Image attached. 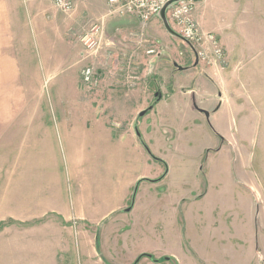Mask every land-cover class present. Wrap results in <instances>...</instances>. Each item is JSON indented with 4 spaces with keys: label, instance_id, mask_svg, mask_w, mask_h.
<instances>
[{
    "label": "rangeland",
    "instance_id": "obj_1",
    "mask_svg": "<svg viewBox=\"0 0 264 264\" xmlns=\"http://www.w3.org/2000/svg\"><path fill=\"white\" fill-rule=\"evenodd\" d=\"M20 1L50 11L49 0ZM195 1V22L219 38L223 65L195 66L189 46L160 19L144 25L133 18L144 38L131 40L125 19L111 21L108 35L105 29L94 35L98 23L90 14L70 23L75 11L53 10L59 56L68 45L72 57L66 71H53L57 84L46 85L44 96L45 109L67 116L59 117L66 122L57 144L75 208L68 264H134L142 254L160 264H264V0ZM27 34L33 44L34 32ZM11 44L0 15V61L14 60ZM87 67L99 78L96 87L82 82ZM200 78L227 97L209 119L181 106H192L187 89L200 90ZM158 92L165 106L140 118ZM136 126L157 160L142 150ZM6 172L3 161L0 173ZM165 173L163 183L151 182ZM142 179L148 180L133 199ZM81 216L84 237L76 229Z\"/></svg>",
    "mask_w": 264,
    "mask_h": 264
},
{
    "label": "crops",
    "instance_id": "obj_2",
    "mask_svg": "<svg viewBox=\"0 0 264 264\" xmlns=\"http://www.w3.org/2000/svg\"><path fill=\"white\" fill-rule=\"evenodd\" d=\"M49 4L50 11H47L43 5L0 0V15L7 21L14 59L0 61V164L5 161L8 166V172L0 173V264H68L72 261L68 256L74 249L75 208L67 195L57 144V129H62L66 121H59V113L44 108L45 86L53 82L57 84L58 80L59 74L52 76L53 71H66L72 57L68 45L59 56V21L57 14L53 15L52 0ZM74 11L70 23L83 21L82 18L90 14L94 21L103 24L108 35L111 21L120 24L125 19L123 22H127L125 28L131 30V40L144 38V34L135 31L132 24L135 19L118 15L108 6L107 0L100 3L97 0H77ZM153 21L155 23L157 19ZM29 30L34 32L33 44L28 41ZM50 31H54V35ZM30 44L34 50L28 49ZM202 80L200 78V82ZM203 82L199 85L200 90L187 89L193 99L192 106L186 103L181 106L209 119L226 107L227 97L222 93L215 94L209 81ZM31 97L35 98L33 102ZM163 98L162 94L161 100L153 104V110L165 106ZM35 100L40 103L32 108ZM197 108L208 112L209 118ZM64 117L67 116L60 118ZM135 138L139 140L137 134ZM162 163L163 166L166 164L165 161ZM165 177L166 173L160 180L151 182L163 183ZM84 220V216L79 217L76 228L82 237L88 233ZM153 260V263L160 264V260Z\"/></svg>",
    "mask_w": 264,
    "mask_h": 264
},
{
    "label": "built area",
    "instance_id": "obj_3",
    "mask_svg": "<svg viewBox=\"0 0 264 264\" xmlns=\"http://www.w3.org/2000/svg\"><path fill=\"white\" fill-rule=\"evenodd\" d=\"M77 0H52L58 12L69 14L75 10ZM170 0H107V4L121 17H133L144 23L160 19L161 12ZM195 0H182L167 10V19L171 28L180 35L182 41L189 43L195 50L200 63L223 65L225 53L219 38L213 33H204L195 22ZM103 24H96L92 32L99 35ZM188 45V44H187ZM189 46V45H188ZM190 48V47H189ZM191 49V48H190ZM195 56L193 50L191 49ZM82 82L96 87L100 81L90 67L82 71Z\"/></svg>",
    "mask_w": 264,
    "mask_h": 264
},
{
    "label": "water",
    "instance_id": "obj_4",
    "mask_svg": "<svg viewBox=\"0 0 264 264\" xmlns=\"http://www.w3.org/2000/svg\"><path fill=\"white\" fill-rule=\"evenodd\" d=\"M179 1H182V0H170V1L165 5V7L163 8V10H162V12H161V15H160V18H161V20H162V23H163L164 28L166 29V31H167L171 36H174V37H176V38L182 40V38L180 37V35H179L178 33H176V32L171 28V26H170V24H169V22H168V19H167V10H168V8H169L170 6H172L173 4L179 2ZM187 44L189 45V47L193 50V52H194V54H195V66L199 65V60H198V58H197V54L195 53L194 48L192 47L191 44H189V43H187ZM176 67H177L179 70H184L183 67L178 66L177 64H176ZM155 97L157 98V100H161V98H162V94H161V92L156 93ZM153 107H154V106H150L147 110L142 111V112L139 114V117H140V118L145 117V116L148 114V112H150V111L153 110ZM197 109H198V108H197ZM198 110H199L200 112H202L206 117L209 118V115H210V114H209L208 112L203 111V110H200V109H198ZM135 131H136V134H137L138 138H139V139L141 140V142L145 145V143H144V141H143V139H142V135H141V133L139 132V129H138L137 126L135 127ZM145 149H146V151L148 152V154H149L153 159L157 160V159L153 156V154L151 153V151L149 150V148L147 147V145H145ZM146 180H148V179H142V180H140V181L138 182L137 187H136V192L134 193V197H133V199L135 198V196H136V194H137V191H138L139 186L141 185V183L144 182V181H146ZM133 206H134V203H132V205H131L128 209H126L125 212H126V213H130V212L132 211V209H133ZM144 258H148V259L153 260V258H152L151 255H149V254H142V255L137 259V261H136L134 264H139V262H140L142 259H144ZM153 261H155V260H153ZM155 262H158V261H155Z\"/></svg>",
    "mask_w": 264,
    "mask_h": 264
},
{
    "label": "flooded vegetation",
    "instance_id": "obj_5",
    "mask_svg": "<svg viewBox=\"0 0 264 264\" xmlns=\"http://www.w3.org/2000/svg\"><path fill=\"white\" fill-rule=\"evenodd\" d=\"M162 163V162H161Z\"/></svg>",
    "mask_w": 264,
    "mask_h": 264
},
{
    "label": "trees",
    "instance_id": "obj_6",
    "mask_svg": "<svg viewBox=\"0 0 264 264\" xmlns=\"http://www.w3.org/2000/svg\"><path fill=\"white\" fill-rule=\"evenodd\" d=\"M159 161V160H158Z\"/></svg>",
    "mask_w": 264,
    "mask_h": 264
}]
</instances>
